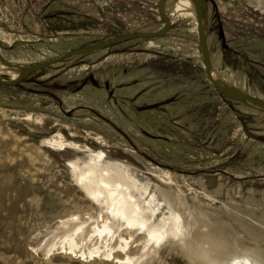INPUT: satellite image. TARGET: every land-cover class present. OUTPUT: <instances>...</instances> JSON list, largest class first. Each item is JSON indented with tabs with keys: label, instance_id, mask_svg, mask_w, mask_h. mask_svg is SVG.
<instances>
[{
	"label": "rangeland",
	"instance_id": "1",
	"mask_svg": "<svg viewBox=\"0 0 264 264\" xmlns=\"http://www.w3.org/2000/svg\"><path fill=\"white\" fill-rule=\"evenodd\" d=\"M158 1L0 0V78L18 80L0 84V264H115L58 250L70 235L96 246L101 217L121 227L70 170L93 154L147 191L154 225L181 223L156 247L123 227L133 264H264V107L209 82L191 19L18 79L70 51L161 31ZM201 17L214 81L264 101V0H201Z\"/></svg>",
	"mask_w": 264,
	"mask_h": 264
},
{
	"label": "bare ground",
	"instance_id": "2",
	"mask_svg": "<svg viewBox=\"0 0 264 264\" xmlns=\"http://www.w3.org/2000/svg\"><path fill=\"white\" fill-rule=\"evenodd\" d=\"M161 8L171 24L191 19L193 25H198V29L199 27L202 29V21L198 19L196 4L193 0H165ZM5 72L6 70L2 67L0 75ZM211 78L213 79L212 76ZM220 80L215 79L214 81L213 79L215 84L227 90L246 94L234 87L227 86V84L224 85ZM230 98L236 99L232 96ZM257 106L264 107L262 105ZM47 143L50 145L51 150L76 149L75 146L61 141L50 140ZM102 156V154H93L87 161L80 164L69 162L70 170L75 177L77 186L86 197L95 205L102 206L108 215L107 219L116 220L118 224H121V227L113 232L108 226V221L101 217L100 224L102 225L94 227L91 235L96 239V246L86 250L70 235L61 241L58 250L65 253L69 252L71 255H78L79 262L88 261L90 263L98 258L111 260L115 264H133V259L128 256L131 239L129 241L128 238L123 237V227H126V230L141 231V234L143 233L147 237L146 242L155 247L168 238L177 239L180 237V221L175 217L162 220L159 224L154 225L152 220L157 216V212L154 211L152 206L154 201L147 200L149 195L145 198L147 191H143L131 175L122 171L118 165L108 163ZM74 220V218L71 219V222ZM99 241L101 246H97ZM112 241L116 242V245H113L114 247L109 246ZM118 254H124V256H120L123 258H119ZM232 264L252 263L244 258L241 260L235 259Z\"/></svg>",
	"mask_w": 264,
	"mask_h": 264
},
{
	"label": "water",
	"instance_id": "3",
	"mask_svg": "<svg viewBox=\"0 0 264 264\" xmlns=\"http://www.w3.org/2000/svg\"><path fill=\"white\" fill-rule=\"evenodd\" d=\"M165 0H159L158 3L156 4V9L158 11V15L160 17V19L163 21L164 23V28L159 31V32H154L152 34H148V33H140V34H129V35H126V36H121V37H117V38H110V39H107L105 40L104 42H101V43H98V44H94L91 48H87V49H78V50H73V51H70L58 58H55L53 60H50V61H47V62H43L41 64H38V65H34V66H29V67H26L24 70H23V73L22 75L19 76L18 79L20 78H23L29 74H32L34 72H37L39 70H43V69H46L47 67L55 64V63H59L67 58H70L72 56H82V55H86V54H89L93 51H96V50H100V49H103V48H106L110 45H115V44H118V43H122V42H125V41H130V40H149V39H155L157 37H162L164 36L171 28L172 24L170 22L169 19H167V17L165 16V14L163 13L162 11V4ZM196 4V10H197V16H198V19L200 21H202V17H201V0H193ZM198 37H199V40H200V43L203 47V50H204V69H205V72H206V76H207V79L209 80V82L211 84H213V86L222 94H225L226 96L230 97H236L237 99L239 100H243L244 102H251V103H254V104H257V105H262L264 106V101L262 100H258V99H255V98H252L250 96H246L244 94H239L237 92H234V91H230V90H227L217 84L214 83L213 79L211 78V74H210V68H209V52H208V49H207V46H206V43H205V40L204 38L202 37V29L199 27L198 29ZM18 80H14L12 82H8V81H5L3 79L0 78V84L2 85H6V86H14L16 85Z\"/></svg>",
	"mask_w": 264,
	"mask_h": 264
}]
</instances>
